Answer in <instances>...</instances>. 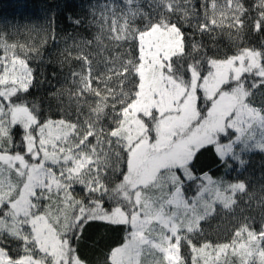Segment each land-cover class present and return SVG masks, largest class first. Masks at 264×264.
I'll return each instance as SVG.
<instances>
[{"label": "snow or ice", "instance_id": "6c2138e0", "mask_svg": "<svg viewBox=\"0 0 264 264\" xmlns=\"http://www.w3.org/2000/svg\"><path fill=\"white\" fill-rule=\"evenodd\" d=\"M88 11L98 31L65 57L71 86L49 93L59 118L32 96L29 66L55 41L52 24L24 43L0 32V264H89L79 241L92 222L123 233L102 264H264V184L195 170L207 148L228 170L264 154V0ZM225 30L230 53L214 43ZM217 205L240 212L227 242L203 226Z\"/></svg>", "mask_w": 264, "mask_h": 264}, {"label": "trees", "instance_id": "16d2710c", "mask_svg": "<svg viewBox=\"0 0 264 264\" xmlns=\"http://www.w3.org/2000/svg\"><path fill=\"white\" fill-rule=\"evenodd\" d=\"M94 0H0V32L7 33L10 42L24 43L28 41L29 30L41 27L47 28L49 24L55 29V41L49 39L41 48L40 56L30 59L29 66L33 69L39 84L31 89L32 96L42 101L43 110L59 118L55 101H50L49 93L71 85L66 80L69 73V62L65 60L71 52L74 57L82 51L79 45L93 39L98 31L95 27H89L87 20L90 19L88 6ZM99 3L100 0H95ZM250 4L252 0H247ZM200 0H196L199 8ZM72 17H78L85 21L79 27L72 22ZM34 36L35 33L33 32ZM197 39H200L198 36ZM209 54L216 51L211 41L205 38ZM221 52L230 53L233 49L225 32H219L214 42ZM104 44H108L105 40ZM67 49V51H65ZM87 51L96 53L99 51L94 45L87 46ZM63 62V63H62ZM71 66L78 67L79 62L71 59ZM52 104L51 112L48 113V104ZM249 160L245 170H228L218 160L211 148L202 150L195 163L197 173L208 172L215 179L235 181L246 180L250 188H255L259 193L260 185L264 184V154L254 152L245 156ZM76 192L80 193L79 186ZM245 214H248L247 212ZM251 215L256 219L255 226L259 228L260 216L258 209L253 208ZM239 209L235 213L223 210L217 205V212L204 223L205 233L213 242H227L230 240L234 228L239 223ZM123 233L113 231L101 223L92 222L85 227L83 237L79 241L80 251L87 258L89 264H102L107 250L115 246L122 239Z\"/></svg>", "mask_w": 264, "mask_h": 264}]
</instances>
